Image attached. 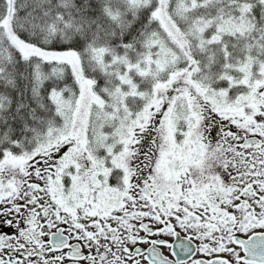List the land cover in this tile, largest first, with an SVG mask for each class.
Returning a JSON list of instances; mask_svg holds the SVG:
<instances>
[{"label":"snow or ice","instance_id":"1","mask_svg":"<svg viewBox=\"0 0 264 264\" xmlns=\"http://www.w3.org/2000/svg\"><path fill=\"white\" fill-rule=\"evenodd\" d=\"M0 264H264V0H0Z\"/></svg>","mask_w":264,"mask_h":264}]
</instances>
